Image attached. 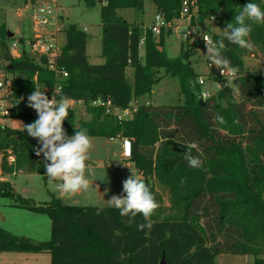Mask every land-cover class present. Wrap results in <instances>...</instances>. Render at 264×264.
Listing matches in <instances>:
<instances>
[{
	"label": "trees",
	"instance_id": "trees-1",
	"mask_svg": "<svg viewBox=\"0 0 264 264\" xmlns=\"http://www.w3.org/2000/svg\"><path fill=\"white\" fill-rule=\"evenodd\" d=\"M156 13L166 20L179 19L184 0H152ZM196 3L199 22L215 16L222 30L214 40L225 39L224 55L240 75L207 98L199 73L190 62L197 55L207 56L205 43L182 42L181 55L171 58L164 48L163 29L157 36L142 22L129 21L118 13L121 8L144 10V0H85L89 6L101 4L102 63H91L87 54L89 34L76 23H66V42L56 58L68 76L58 81L56 70L47 58L39 60L23 50L15 57L10 50L9 31L0 26V51L12 74L5 100L9 114H0L1 175L19 171L47 177L43 155L37 156L38 140L23 131L5 126L1 118H19L30 124L38 118L27 106L35 87L49 99L61 95L82 101L89 120L76 123L75 108L63 122L68 135L86 129L88 136L125 138L130 144L129 161L153 193L159 208L152 216L153 227L139 230L144 223L138 214L133 224L115 207L66 204L52 196L37 203L21 195L15 205L47 213L51 218V237L34 243L0 226V251H48L50 264H216L221 254H250L255 264L264 256V75L250 72L245 57L252 50L228 44L223 28L234 23V16L248 2L264 9V0H190ZM24 43V36H20ZM253 47L264 52V24L253 25L248 37ZM142 40L144 54L141 55ZM209 64V77L220 79L219 69ZM134 70L133 78L128 68ZM164 75L178 77L184 101L154 105L139 102ZM7 79V77H6ZM60 88L57 89V84ZM21 97L24 99L18 104ZM111 99L120 107L132 103L138 108L127 120H119L94 99ZM223 116L226 123L215 117ZM195 143L193 156L203 161L202 168L190 167L184 159L186 145ZM186 182L182 186L180 181ZM160 187L168 196L166 204ZM0 195L15 196L12 183L0 178Z\"/></svg>",
	"mask_w": 264,
	"mask_h": 264
},
{
	"label": "rangeland",
	"instance_id": "rangeland-1",
	"mask_svg": "<svg viewBox=\"0 0 264 264\" xmlns=\"http://www.w3.org/2000/svg\"><path fill=\"white\" fill-rule=\"evenodd\" d=\"M42 1L50 2L53 9V18L47 25L36 28L34 24V12L36 5ZM0 0V26L5 23L7 29L13 34L8 41L9 45L24 36L26 50L31 56L39 60L40 55L32 51L29 43L36 34L47 36V33L55 30V40L59 48L66 42V32L63 27L66 23L74 22L81 29H86L89 34L88 51L91 62L101 63L102 48V26H101V4L97 2L89 6L85 0ZM118 13L129 21L142 22L144 28H149L155 17L156 11L152 0H144V10L137 11L134 8H121ZM181 24L180 21L177 22ZM209 30L212 33L220 34L222 30L210 20L207 21ZM58 28V29H56ZM172 27L171 32L165 36L164 48L169 57L175 58L181 55L182 39L176 29ZM24 41V42H25ZM144 41L142 40L141 55L144 54ZM245 59L246 68L256 74L264 75V52L253 47ZM21 54V49H17ZM18 57L17 55H15ZM96 58H101L97 60ZM207 56L197 55L192 57L190 62L199 73V77L206 80L202 89L216 91L215 84L209 76V64ZM100 61V62H99ZM8 61L4 60L0 51V77L11 79L12 74L7 71ZM134 70L128 68V75L133 77ZM154 85L150 93L139 98V102H151L154 105L178 104L184 101L181 93V85L178 77L164 75ZM7 88L0 90V100L4 104ZM76 123L79 120H89L91 115L84 105L75 107ZM1 123L5 126L17 129L23 128V122L19 118L3 117ZM72 136V135H69ZM92 147L88 152L86 161V178L89 186L72 196H66L56 185L60 181L49 183L48 177L38 173L19 171L14 175H1V179L9 180L15 191V196L0 195V226L18 236L31 239L34 243L47 241L51 237V218L47 213L33 211L15 205L21 195L25 199H33L37 203L49 202L52 196L61 198L66 204L80 206L114 207L110 205L109 199L113 195H119L123 191V181L131 175V171L141 177L137 168L129 161V142L125 138L110 139L106 136H89ZM127 144V154L125 145ZM157 189L162 192L166 204L168 196L159 186ZM51 254L48 251L24 250V251H0V264H50ZM216 264H255V257L250 254H221L216 257ZM264 264V256H263Z\"/></svg>",
	"mask_w": 264,
	"mask_h": 264
},
{
	"label": "clouds",
	"instance_id": "clouds-1",
	"mask_svg": "<svg viewBox=\"0 0 264 264\" xmlns=\"http://www.w3.org/2000/svg\"><path fill=\"white\" fill-rule=\"evenodd\" d=\"M215 19L214 15L211 16L212 21ZM233 19L234 23L227 22L226 27L223 28L227 43L251 50L253 45L248 37L253 31L254 24H264V9L257 3L248 2L235 14ZM192 31L198 33L204 40L208 60L220 70L221 75H224L226 69L233 75L238 71V68L231 67L230 59L223 54L227 48L225 39L213 40L207 35H201L196 29ZM54 93L52 99L49 100L44 91L35 87V90L28 95L27 106L35 110L38 118L30 124L23 123V131L26 130L29 136L38 140L35 154L44 157L45 174L49 183L60 181L61 183H58L56 187L70 197L81 190H86L89 186L85 172L88 152L92 144L86 129L77 130L75 127L74 135L67 134L63 122L69 116L70 98L61 95L60 100L56 101ZM23 99L21 97L18 104ZM198 99L207 101V96L199 95ZM215 119L221 124L226 123L223 116L217 115ZM186 146L184 159L189 166L202 168L203 161L191 153V149L196 148L197 145L192 143ZM127 148L126 144V154ZM185 182L183 178L180 181L182 186ZM109 203L119 210L121 216L128 217L130 225L135 222L138 214H142L145 222L138 225L141 231L146 228L151 230L153 227L151 218L155 210L159 208L149 187L132 171L131 175L123 181L122 193L113 195Z\"/></svg>",
	"mask_w": 264,
	"mask_h": 264
},
{
	"label": "built area",
	"instance_id": "built-area-1",
	"mask_svg": "<svg viewBox=\"0 0 264 264\" xmlns=\"http://www.w3.org/2000/svg\"><path fill=\"white\" fill-rule=\"evenodd\" d=\"M51 1L53 3H57L56 0H51ZM36 6L37 7L34 12V24L36 28H38L41 25H47L50 19L53 18V9H52L53 7L50 2H46V1H42L38 3ZM209 20L212 23H214V21H212L210 17L205 21V24H201L199 22V12L196 3L190 0H184L182 3L179 19H176L173 22H169L166 20L165 16L162 13H156L152 24L149 25V28L154 32L155 35L159 36L162 33L163 29L168 30L174 27L178 35L182 39V42L195 43L197 41H202L203 43H205L202 37L198 33L193 32L192 30L196 29L201 35H207L214 40L213 38L214 33H212L209 30V25L207 24V21ZM178 21H180L181 24H178L177 23ZM56 31L57 30L47 33V36H41L40 34H36L33 40H31V42L29 43V47L32 51H35L40 56H45L47 58L48 66L51 69L56 70V76L59 81L62 78H66L68 76V71L64 67L56 66V58L57 56H59L61 49L58 47L57 41L55 40ZM193 37H195V39H193ZM25 45H26V41L24 43H20L19 40L13 41L10 44L11 53L14 56L17 55L19 57L21 54H17L16 51L17 49H21V53H22L24 48H26ZM239 75L240 73L238 71L233 75L230 71L226 69L224 75H221V72L219 70L220 79H212L209 76L208 77L211 79V82L215 84L217 91L221 89L224 84H230L231 82H233ZM199 83L202 85L203 88V85L206 84L205 78L199 77ZM8 85L11 86V79L0 77V90L7 88ZM59 88H60V84L58 83L57 89ZM215 92L202 89L199 95H206L208 98ZM147 103L149 102L147 101ZM70 104L71 106L69 108H75L77 105H84L82 101H75V100H70ZM90 104L92 106L104 107L106 112L114 115L119 120H127L131 118L138 108L137 104H133V103L130 106L123 108L114 104V102L111 99L105 100L102 98L94 99L90 102ZM0 114L2 115L9 114L7 105L1 102V100H0ZM0 174H1V153H0Z\"/></svg>",
	"mask_w": 264,
	"mask_h": 264
},
{
	"label": "crops",
	"instance_id": "crops-1",
	"mask_svg": "<svg viewBox=\"0 0 264 264\" xmlns=\"http://www.w3.org/2000/svg\"><path fill=\"white\" fill-rule=\"evenodd\" d=\"M119 10V9H118ZM128 20V19H127ZM84 30H86V29H84ZM87 31V30H86ZM89 43V42H88ZM101 50H102V48H101ZM87 54H88V58H89V61L91 62V58H90V54H89V51H88V45H87ZM101 57H102V55H101ZM103 58V57H102ZM97 60H100L101 58H96ZM103 61H104V58H103ZM103 61H101V63L103 62ZM100 62V61H99ZM91 63H93V62H91ZM95 64V63H94ZM134 73V72H133ZM130 77V76H129ZM130 78H133V77H130ZM129 150H130V145H129ZM129 153V152H128Z\"/></svg>",
	"mask_w": 264,
	"mask_h": 264
},
{
	"label": "water",
	"instance_id": "water-1",
	"mask_svg": "<svg viewBox=\"0 0 264 264\" xmlns=\"http://www.w3.org/2000/svg\"><path fill=\"white\" fill-rule=\"evenodd\" d=\"M9 37H10V38H11V37H13V34H12V33H10V32H9ZM161 264H166V261H165V259H163V260H162V263H161Z\"/></svg>",
	"mask_w": 264,
	"mask_h": 264
}]
</instances>
